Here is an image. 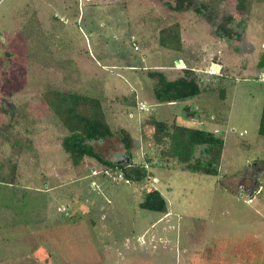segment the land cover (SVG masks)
I'll use <instances>...</instances> for the list:
<instances>
[{"label": "rangeland", "instance_id": "obj_1", "mask_svg": "<svg viewBox=\"0 0 264 264\" xmlns=\"http://www.w3.org/2000/svg\"><path fill=\"white\" fill-rule=\"evenodd\" d=\"M165 1L178 4L0 0V264H264V0H247L244 12L236 0H190L180 12ZM173 24L180 51L158 44ZM177 58L202 91L159 104L148 73L182 76ZM49 90L99 99L133 146L129 154L115 134L93 147L146 177L127 181L87 157L73 166L61 148L67 132L42 99ZM151 119L217 131L218 175L165 157ZM152 190L166 212L139 206Z\"/></svg>", "mask_w": 264, "mask_h": 264}, {"label": "trees", "instance_id": "obj_2", "mask_svg": "<svg viewBox=\"0 0 264 264\" xmlns=\"http://www.w3.org/2000/svg\"><path fill=\"white\" fill-rule=\"evenodd\" d=\"M176 1L178 3L176 6H172L168 1H165V5L178 12L185 11L191 6L190 0ZM183 1L187 4L183 5ZM246 6L247 0H236L235 7L237 10L244 12ZM195 10L199 12L198 8ZM158 44L165 49L180 51L182 40L179 25L173 24L160 30ZM180 71L182 76L172 80L167 79L162 72L148 73L149 77L156 80L153 96L157 103L183 101L199 95L202 91L193 69L186 67ZM219 92L220 97L224 98V91L220 90ZM42 99L67 132V135L61 139V148L68 155L73 166H78L87 157L108 168L120 170L128 178L127 181L146 177L147 173L142 168L134 166L130 158L127 164L114 163L103 159L93 147L92 143L111 138L115 134L120 138L129 154L133 146L132 138L126 130L120 129L117 132L111 130L99 99L58 90L46 91L43 93ZM188 109L187 107L186 110ZM192 116H195V112ZM150 124L153 127L155 142H168L167 148L162 151L165 157L176 159L186 171L212 176L218 175L219 162L224 148L223 139L210 131L175 122L167 124L151 119ZM258 134L264 136V102ZM199 148H201L199 155L196 156V151ZM139 206L150 211L166 212V202L157 190L147 192L144 201Z\"/></svg>", "mask_w": 264, "mask_h": 264}, {"label": "water", "instance_id": "obj_3", "mask_svg": "<svg viewBox=\"0 0 264 264\" xmlns=\"http://www.w3.org/2000/svg\"><path fill=\"white\" fill-rule=\"evenodd\" d=\"M175 67L179 69H184L185 65L182 60H176L175 61ZM221 70V65L212 63L210 66V72L214 74H219ZM260 79L264 81V74L260 75Z\"/></svg>", "mask_w": 264, "mask_h": 264}, {"label": "built area", "instance_id": "obj_4", "mask_svg": "<svg viewBox=\"0 0 264 264\" xmlns=\"http://www.w3.org/2000/svg\"><path fill=\"white\" fill-rule=\"evenodd\" d=\"M137 109H138V111H144V112L148 111V108L142 102H138L137 103ZM214 133H217V131H214ZM103 174L106 175V176H111V172H108L107 170H105L103 172ZM120 176L121 175L118 174V177H120Z\"/></svg>", "mask_w": 264, "mask_h": 264}, {"label": "crops", "instance_id": "obj_5", "mask_svg": "<svg viewBox=\"0 0 264 264\" xmlns=\"http://www.w3.org/2000/svg\"><path fill=\"white\" fill-rule=\"evenodd\" d=\"M182 41H183V39H182ZM181 58H177V60H180ZM182 61H183V63L186 65V62H185V60L184 59H181ZM178 70H180V69H178ZM262 70H259L258 69V72H257V74H261L262 72H261ZM263 74H264V72H263ZM195 120H197V119H194L193 121H190L192 124H196L197 122L195 121ZM185 125H187V126H189V124H185ZM190 126H192L191 124H190ZM130 183V182H129Z\"/></svg>", "mask_w": 264, "mask_h": 264}, {"label": "flooded vegetation", "instance_id": "obj_6", "mask_svg": "<svg viewBox=\"0 0 264 264\" xmlns=\"http://www.w3.org/2000/svg\"><path fill=\"white\" fill-rule=\"evenodd\" d=\"M248 177H245V179H247Z\"/></svg>", "mask_w": 264, "mask_h": 264}]
</instances>
